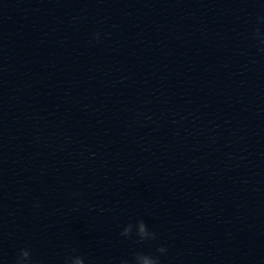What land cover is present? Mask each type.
Masks as SVG:
<instances>
[{
    "label": "water",
    "instance_id": "water-1",
    "mask_svg": "<svg viewBox=\"0 0 264 264\" xmlns=\"http://www.w3.org/2000/svg\"><path fill=\"white\" fill-rule=\"evenodd\" d=\"M142 255L264 264V18L0 0V264Z\"/></svg>",
    "mask_w": 264,
    "mask_h": 264
},
{
    "label": "clouds",
    "instance_id": "clouds-1",
    "mask_svg": "<svg viewBox=\"0 0 264 264\" xmlns=\"http://www.w3.org/2000/svg\"><path fill=\"white\" fill-rule=\"evenodd\" d=\"M99 36L100 34L99 33H96L94 35V39H99ZM92 41L90 40L89 43H91ZM138 230H139V234L141 236H146L148 235L147 231H146V227H145V224L143 223V221H141L138 225ZM165 249H161V251H164ZM25 255H27V253H25ZM74 264H82V261L77 258L75 261H74ZM138 264H156V260L151 257V256H147V255H142L139 257V260H138Z\"/></svg>",
    "mask_w": 264,
    "mask_h": 264
}]
</instances>
